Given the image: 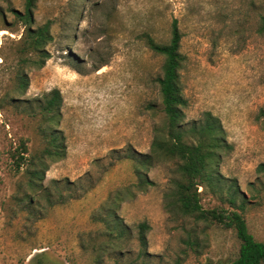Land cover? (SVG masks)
Wrapping results in <instances>:
<instances>
[{"label":"rangeland","instance_id":"1","mask_svg":"<svg viewBox=\"0 0 264 264\" xmlns=\"http://www.w3.org/2000/svg\"><path fill=\"white\" fill-rule=\"evenodd\" d=\"M11 9L23 12L24 0H0V264H230L237 258L233 229L170 212L173 162L148 169L135 161L150 153L154 129L165 121L158 85L164 58L142 33L168 43L175 19L183 35L186 122L205 112L221 122L228 148L219 173L226 185L238 186V211L264 242V129L257 119L264 108V35L258 33L264 0H37L32 27L49 22L53 41L42 68L25 67L26 90L15 75L27 26ZM53 89L62 97L54 128L66 153L48 162L47 190L36 192L29 213L28 177L15 170L13 155L23 142L30 153L44 149L40 118L28 107ZM118 190L127 198L116 208V223L127 227L123 237L108 215ZM199 192L204 209L235 210L211 188Z\"/></svg>","mask_w":264,"mask_h":264},{"label":"trees","instance_id":"2","mask_svg":"<svg viewBox=\"0 0 264 264\" xmlns=\"http://www.w3.org/2000/svg\"><path fill=\"white\" fill-rule=\"evenodd\" d=\"M36 1L24 0L23 12L10 10L18 20L27 26L17 47L21 68L16 71L15 75L18 86L25 90L28 86L25 67L42 68L50 58L47 46L53 41L49 22L40 27H32ZM0 15L3 16L1 10ZM258 33L264 35V16L261 17ZM182 37L177 19L171 24V37L168 43L156 41L148 32L142 33V38L148 48L154 54L164 58L158 85L165 121L161 127L154 129L150 153L139 156L140 158L135 156V161L148 169L161 162H173L176 166L175 177L172 178L171 192L167 194V198L170 200V212L193 217L198 221L216 222L224 228L233 229L240 241V248L237 258L230 264H264V242L255 239L249 231L246 219L238 211L237 202L240 190L235 183L226 185L218 170L222 153L228 148L221 122L211 112H205L201 120L191 124L186 122L185 110L188 107V99L184 95L181 81V71L185 60L180 51ZM31 103L33 104L29 105L28 113L33 117L40 118L38 132L45 147L38 152L30 153L29 148L23 142L20 145L18 156L13 155V158L15 170L19 173L24 170L28 177V186L32 193H26L23 200L33 208V211L29 213H34L35 206L38 204L35 201L36 192L47 190L43 186V180L50 166L48 162L64 158L66 145L61 133L54 128L55 122L60 116L62 104L60 91L53 89ZM257 119L264 129V108L259 111ZM259 170L264 171V164L259 166ZM139 180L142 187L149 184V181L141 175H139ZM201 186L207 189L211 188L215 194H220L222 198L225 196L226 200L235 207V210L204 209L199 192ZM126 191L130 199L136 196L131 187H128ZM114 196L109 199V202H113V207L108 209V215L114 227L118 230L121 228L122 231L119 234L123 237V232L127 230V227L116 223L119 220L116 208L127 198L124 197L121 190H118ZM245 201L246 199L243 197L241 209L244 208ZM140 228L142 229L140 241L145 246L144 232L147 227L142 224Z\"/></svg>","mask_w":264,"mask_h":264}]
</instances>
